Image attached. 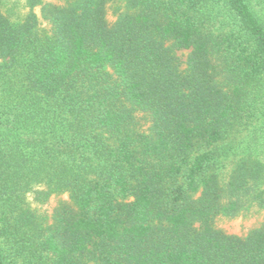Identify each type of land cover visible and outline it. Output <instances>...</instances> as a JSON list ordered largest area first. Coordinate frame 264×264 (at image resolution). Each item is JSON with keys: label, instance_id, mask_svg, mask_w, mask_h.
<instances>
[{"label": "trees", "instance_id": "1", "mask_svg": "<svg viewBox=\"0 0 264 264\" xmlns=\"http://www.w3.org/2000/svg\"><path fill=\"white\" fill-rule=\"evenodd\" d=\"M4 2L0 264H264L214 224L264 208V160L217 170L264 131V0Z\"/></svg>", "mask_w": 264, "mask_h": 264}, {"label": "rangeland", "instance_id": "2", "mask_svg": "<svg viewBox=\"0 0 264 264\" xmlns=\"http://www.w3.org/2000/svg\"><path fill=\"white\" fill-rule=\"evenodd\" d=\"M25 0H5L1 5L2 10L6 11L8 8L13 9L11 15L14 21L21 20L26 12L27 7L24 4ZM46 2L59 3L57 0H46ZM35 12L40 17V7H35ZM41 28H48L45 21L41 20ZM189 51L178 50L177 56L182 62V68L185 67V61ZM227 150V154L219 159L217 163V170L221 176H227L230 172L234 161L242 156L251 155L264 160V131L260 129L259 121L254 125H249L241 131H234L233 134L222 143ZM60 198L65 196L53 197L49 205L46 207L50 212ZM215 226L222 231L230 234L244 235L251 229L256 227H264V208H259L256 205L249 207V209L240 212L233 217L219 216L215 219ZM86 264H95L90 260H86Z\"/></svg>", "mask_w": 264, "mask_h": 264}]
</instances>
